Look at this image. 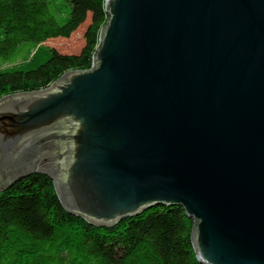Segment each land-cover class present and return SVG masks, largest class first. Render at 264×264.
<instances>
[{
    "label": "water",
    "instance_id": "1",
    "mask_svg": "<svg viewBox=\"0 0 264 264\" xmlns=\"http://www.w3.org/2000/svg\"><path fill=\"white\" fill-rule=\"evenodd\" d=\"M89 71L0 99V192L48 176L113 228L161 206L201 264H264V0H107Z\"/></svg>",
    "mask_w": 264,
    "mask_h": 264
},
{
    "label": "trees",
    "instance_id": "2",
    "mask_svg": "<svg viewBox=\"0 0 264 264\" xmlns=\"http://www.w3.org/2000/svg\"><path fill=\"white\" fill-rule=\"evenodd\" d=\"M106 1L0 0V99L91 70ZM88 21L78 54L45 45L69 40ZM194 225L180 206H161L113 228L92 226L64 209L48 176L34 174L0 192V264H201Z\"/></svg>",
    "mask_w": 264,
    "mask_h": 264
},
{
    "label": "rangeland",
    "instance_id": "3",
    "mask_svg": "<svg viewBox=\"0 0 264 264\" xmlns=\"http://www.w3.org/2000/svg\"><path fill=\"white\" fill-rule=\"evenodd\" d=\"M89 21L84 24L69 40L54 39L47 41L46 46L53 47L60 53L78 54L84 46V34Z\"/></svg>",
    "mask_w": 264,
    "mask_h": 264
}]
</instances>
